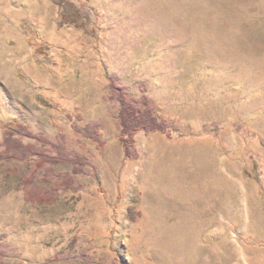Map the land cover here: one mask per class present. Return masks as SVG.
I'll list each match as a JSON object with an SVG mask.
<instances>
[{
	"label": "rangeland",
	"instance_id": "374dc122",
	"mask_svg": "<svg viewBox=\"0 0 264 264\" xmlns=\"http://www.w3.org/2000/svg\"><path fill=\"white\" fill-rule=\"evenodd\" d=\"M71 1L84 27L57 0H0V153L23 123L87 163L0 159V264H264V0ZM111 80L168 125L130 155ZM215 191L248 228L165 226L178 196Z\"/></svg>",
	"mask_w": 264,
	"mask_h": 264
},
{
	"label": "trees",
	"instance_id": "16d2710c",
	"mask_svg": "<svg viewBox=\"0 0 264 264\" xmlns=\"http://www.w3.org/2000/svg\"><path fill=\"white\" fill-rule=\"evenodd\" d=\"M62 4L59 20L61 23L75 25L77 27H84L81 22L83 18L88 19V15L84 10L77 7L71 0H57ZM32 50L35 54H48L43 46L37 45L33 40H30ZM110 88L112 98L117 100L120 104L119 118L122 125V141L125 143V151L127 155L131 154L130 145L134 141V132L137 129H144L147 132L153 130L167 131L168 125L160 121L155 114V104L152 98L147 95H142L137 99H132L126 89L121 88L114 80L110 81ZM90 128L84 131L88 132ZM127 135V136H126ZM22 137L34 139L37 143H44L50 145L57 155L53 156L49 153L42 152L32 143L23 144ZM57 140L56 142L48 139L47 137L33 133L25 124L16 123L7 127L4 131V144L5 150L0 153V159L11 160L21 156H37L38 161L36 168L42 169L47 163H62L70 162L75 164V173H78L79 166L86 165V161L79 155L70 156V153L64 150L63 145ZM33 175L23 179L24 187L28 190L33 184ZM66 186L71 187V178H66ZM35 200L45 202L44 194L39 191H31Z\"/></svg>",
	"mask_w": 264,
	"mask_h": 264
},
{
	"label": "crops",
	"instance_id": "0c3cea01",
	"mask_svg": "<svg viewBox=\"0 0 264 264\" xmlns=\"http://www.w3.org/2000/svg\"><path fill=\"white\" fill-rule=\"evenodd\" d=\"M220 168L224 171L228 169L227 164H221ZM174 202L177 204L168 211L166 227L213 229L249 227V210L247 207H239L237 211L235 210L232 191L225 193L215 191L213 199L204 201L196 195H181ZM235 212L242 220L235 217Z\"/></svg>",
	"mask_w": 264,
	"mask_h": 264
}]
</instances>
